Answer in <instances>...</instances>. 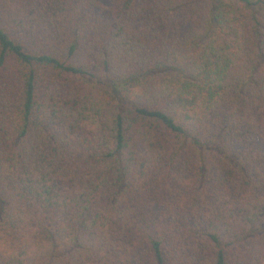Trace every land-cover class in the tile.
<instances>
[{
  "label": "trees",
  "instance_id": "obj_1",
  "mask_svg": "<svg viewBox=\"0 0 264 264\" xmlns=\"http://www.w3.org/2000/svg\"><path fill=\"white\" fill-rule=\"evenodd\" d=\"M0 264H264V0H0Z\"/></svg>",
  "mask_w": 264,
  "mask_h": 264
}]
</instances>
